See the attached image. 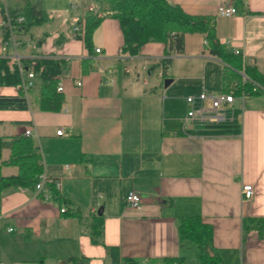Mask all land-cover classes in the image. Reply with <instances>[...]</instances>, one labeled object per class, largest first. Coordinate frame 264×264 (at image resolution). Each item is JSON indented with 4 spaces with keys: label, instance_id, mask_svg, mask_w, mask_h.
I'll list each match as a JSON object with an SVG mask.
<instances>
[{
    "label": "crops",
    "instance_id": "1",
    "mask_svg": "<svg viewBox=\"0 0 264 264\" xmlns=\"http://www.w3.org/2000/svg\"><path fill=\"white\" fill-rule=\"evenodd\" d=\"M23 1L5 6L21 11L29 1L48 14L44 24L54 25L42 4ZM171 1L188 14L215 17L217 36L229 51H240L245 63L264 70V0H245L232 17L217 14L232 0ZM89 5L82 3L81 19ZM44 24L19 35L18 55L30 63L36 57L64 61L63 107L41 111L35 81L29 110H0V164L8 160L13 139L34 128L30 137L44 159L45 187L59 183V195L82 210V219L52 195L45 200L31 190L7 191L0 199V264H111L105 245L119 249L121 264H163V258L201 264L197 248L179 241L178 220L188 216L213 227V253L223 264H264V234L244 225L248 218H264V93L224 105L217 122L194 119L184 127L187 97L222 91L224 64L204 52L203 34H186L184 51H173L164 69L163 43L145 45L136 57L120 55L123 34L115 19L96 29L91 52L67 30L44 49ZM86 58L92 69L84 74ZM20 94L19 88L0 87V95ZM17 173V167H2L3 176ZM243 185L254 187L252 201H243ZM130 191L142 197L138 211L124 203ZM96 215L104 216L105 245L91 240Z\"/></svg>",
    "mask_w": 264,
    "mask_h": 264
},
{
    "label": "trees",
    "instance_id": "2",
    "mask_svg": "<svg viewBox=\"0 0 264 264\" xmlns=\"http://www.w3.org/2000/svg\"><path fill=\"white\" fill-rule=\"evenodd\" d=\"M96 7L86 12L84 36L77 38L84 41L89 52L92 51V39L96 29L106 18L118 21L123 34L120 55L125 57L139 56L143 47L149 43L166 45V57L161 60L164 69L172 63L171 53L184 51L186 34L200 33L205 36L207 44L204 52L219 58L223 64L222 91L235 96L243 92L248 96L264 93V70L254 64H247L241 56L230 52L226 44L217 36L216 18L207 15H191L171 0H92ZM238 12L243 11L245 0H232ZM8 9L0 1V13L6 18ZM14 17L23 16L25 21L19 27L18 37L29 33L34 27L48 21L49 16L29 1L21 11H10ZM82 19L78 21L81 24ZM174 34V36L172 35ZM9 39V33L0 26V43ZM20 40V39H19ZM21 42V41H20ZM41 45V43H40ZM35 81L40 83L37 106L41 111L58 113L62 110L64 95L58 92L59 77L64 69V61L55 57H36ZM29 60L19 64L10 57L0 56V87L19 88V96L0 95V110H29L30 101L22 89L21 70H26ZM92 60H82V72L91 71ZM244 71L247 81L243 82L241 72ZM4 139L0 137V160ZM13 166L18 173L3 176L2 167ZM44 174V159L32 137L14 138L10 146V156L0 164V199L11 189L34 191ZM48 189L55 201L65 204L68 214L82 219V210L69 200H63L55 185L49 183ZM247 228L256 229L264 234V218H248L244 221ZM178 236L180 243H191L197 248L201 264H223L222 259L213 253L214 230L211 225L204 224L199 216L181 217L178 220ZM89 233L96 244H104V216L96 215L90 222ZM105 245V244H104ZM111 264H121L119 249L106 246ZM176 258H163V264H181ZM123 264H135L134 260H125Z\"/></svg>",
    "mask_w": 264,
    "mask_h": 264
},
{
    "label": "built area",
    "instance_id": "3",
    "mask_svg": "<svg viewBox=\"0 0 264 264\" xmlns=\"http://www.w3.org/2000/svg\"><path fill=\"white\" fill-rule=\"evenodd\" d=\"M94 7L89 6V9L92 10ZM11 12L7 11L6 18L3 19L2 26L9 33V39L3 41L1 43V56H6L14 59L18 62H21L20 57L18 55V50L21 46V42L18 37V31L20 25H22L25 21L23 16H16L14 17ZM237 8L233 4L225 3L224 5L220 6L217 10V14L219 16L224 17H232L238 14ZM73 31L80 36H84L85 32V18L82 19L81 24H78ZM174 36V34H172ZM207 41L205 40V43ZM101 49L96 48V53H100ZM236 55H242L240 51H235ZM244 57V55H243ZM35 67L36 61L33 59L31 60V64L27 67L26 70H21V77H22V89L24 93L27 95L31 89L35 87ZM129 69V68H128ZM242 78L243 82L247 81V77L245 76L244 71H242ZM78 86H81V82L77 83ZM58 92L63 91V86L61 83L58 84L57 87ZM248 96L247 93L243 92L239 96L233 95V93H225L221 91L218 95H213L207 93L205 90L198 96H189L186 98V102L188 104V111L186 116L183 119V126L189 127L190 124L194 119H199L201 121H210V122H217L222 117L219 115L218 111L224 105H232L234 104L236 98L244 99ZM198 104V106H196ZM34 133V128L28 127L25 131V135L27 137L32 136ZM58 135L63 134V130L57 131ZM47 180L42 175L40 178V182L36 185L34 192L38 194V196H43L45 200H49L51 198V192L48 188L45 187ZM56 189L60 188V184H55ZM242 195L243 201L249 202L252 201L255 196V190L252 185H243L242 188ZM142 197L134 191L128 192L124 197V203L127 207L138 211L141 209L142 204ZM62 212H65V209H62ZM11 230V229H10ZM242 264H248L246 262Z\"/></svg>",
    "mask_w": 264,
    "mask_h": 264
},
{
    "label": "rangeland",
    "instance_id": "4",
    "mask_svg": "<svg viewBox=\"0 0 264 264\" xmlns=\"http://www.w3.org/2000/svg\"><path fill=\"white\" fill-rule=\"evenodd\" d=\"M7 6H18L23 5V0H0ZM87 2L90 4L89 6L96 7L95 3L92 0H42L41 2L35 0L37 4H42L44 10H48V13L51 17H54L55 23L54 25L47 23L41 29V32H49V35L46 36L44 43V49L51 45V42L62 30H67L68 33L73 32V28L78 25V21L81 19L80 14L82 12V3ZM89 6L86 8V11H89ZM93 8V9H94ZM59 28V31H57ZM56 31V32H55ZM0 53H1V44H0ZM169 80V79H168ZM165 80V83L168 81ZM220 89V88H219ZM29 97L32 99V93L29 92ZM163 104L159 102V118L161 120L162 116ZM175 110H181L180 106L177 104L175 106ZM183 112V110H182Z\"/></svg>",
    "mask_w": 264,
    "mask_h": 264
},
{
    "label": "bare ground",
    "instance_id": "5",
    "mask_svg": "<svg viewBox=\"0 0 264 264\" xmlns=\"http://www.w3.org/2000/svg\"><path fill=\"white\" fill-rule=\"evenodd\" d=\"M30 64H31V63H30ZM30 64H29V66H30ZM29 66H28V67H29ZM222 90H223V89H222ZM25 95H26V94H25ZM27 95H28V94H27ZM27 95H26V97H27ZM25 136H26V135H25Z\"/></svg>",
    "mask_w": 264,
    "mask_h": 264
}]
</instances>
